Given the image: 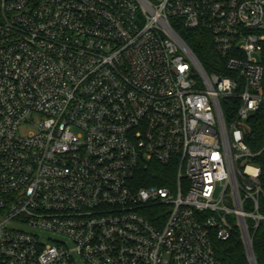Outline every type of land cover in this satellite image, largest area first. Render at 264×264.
<instances>
[{
  "label": "built area",
  "instance_id": "2783aa9c",
  "mask_svg": "<svg viewBox=\"0 0 264 264\" xmlns=\"http://www.w3.org/2000/svg\"><path fill=\"white\" fill-rule=\"evenodd\" d=\"M263 107L264 0H0V264H256Z\"/></svg>",
  "mask_w": 264,
  "mask_h": 264
},
{
  "label": "trees",
  "instance_id": "16d2710c",
  "mask_svg": "<svg viewBox=\"0 0 264 264\" xmlns=\"http://www.w3.org/2000/svg\"><path fill=\"white\" fill-rule=\"evenodd\" d=\"M207 73L216 72V55L208 33L194 30L181 35ZM237 100L226 99L221 102L225 117L237 108ZM249 132L245 142L253 152L264 145V107L248 120ZM253 164L259 165L264 171V154L253 159ZM174 178L173 170L157 164H152L144 170L140 177V186L166 187ZM253 252L256 264H264V225L252 233ZM215 251L222 264H249L245 250L238 234L232 235L227 241L215 244Z\"/></svg>",
  "mask_w": 264,
  "mask_h": 264
},
{
  "label": "water",
  "instance_id": "95a60500",
  "mask_svg": "<svg viewBox=\"0 0 264 264\" xmlns=\"http://www.w3.org/2000/svg\"><path fill=\"white\" fill-rule=\"evenodd\" d=\"M249 257V256H248Z\"/></svg>",
  "mask_w": 264,
  "mask_h": 264
}]
</instances>
